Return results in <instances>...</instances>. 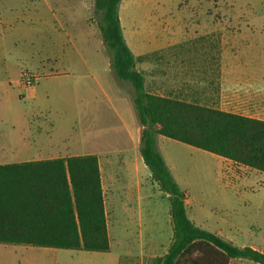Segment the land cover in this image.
<instances>
[{
    "label": "rangeland",
    "instance_id": "374dc122",
    "mask_svg": "<svg viewBox=\"0 0 264 264\" xmlns=\"http://www.w3.org/2000/svg\"><path fill=\"white\" fill-rule=\"evenodd\" d=\"M10 1L18 2V6L13 8L21 13L19 4L26 0H0V11L3 12L4 5ZM86 2V15L99 26L101 16L96 12L95 0ZM119 13L127 33L134 25H147L148 18L152 20V26H159L166 19L168 23L165 26L177 30L180 19L188 16L238 17L243 22L240 25L248 24L255 33L250 40L252 46H264V0H122ZM147 33L143 39L140 38L149 48L155 39ZM133 40L135 43L138 39L134 37ZM1 41L6 42L4 39ZM14 41L19 46L28 43L27 39L22 38H15ZM202 42L203 39H196L178 47L199 46ZM77 44L83 50L81 39L77 40ZM137 44L144 47L141 42ZM13 56L11 49L0 52V130L10 133L12 122L19 123V118L25 116L32 123H40L44 131L39 134L41 129L35 128L29 132L26 127L20 128L29 140L33 141L36 137L38 142L45 140L46 133L52 128L53 142L62 148L69 146V153L101 152L100 165L112 249L103 253L0 244V264H118V238L121 239L123 235L125 205L142 209V222L147 225H154L158 220L160 225L167 228V213L168 218L171 217L166 194L160 190L145 164L132 156V165H124L120 152L129 144V140L120 127L117 96L110 82V73L105 71L106 55L75 56L72 63L64 58L57 60L51 69L56 73L69 72L72 80H42L41 73H36L26 59L19 62L20 69H12ZM82 57L93 65V70L82 65ZM21 69L26 71L22 74L35 78L38 75L39 84L28 87L21 78V85L18 86L16 82L10 85L8 80L20 79ZM96 78L101 81L102 87L96 83ZM125 84L130 86L129 83L117 81L118 86ZM95 118L107 124L90 126ZM160 143L175 179L189 194L193 206L205 212V215L222 218L227 232L230 231L234 237L235 245L264 250V173L254 169L248 172L224 162L219 156L166 137H162ZM140 196L144 197L141 205ZM140 221L136 224L139 225ZM167 230L170 231V227ZM164 242L163 246L154 248L157 256L163 255L169 238H164ZM133 249L131 246L130 250ZM240 260L234 264H257L248 259ZM129 264L142 263L141 260L131 259ZM145 264L153 263L145 261Z\"/></svg>",
    "mask_w": 264,
    "mask_h": 264
},
{
    "label": "crops",
    "instance_id": "0c3cea01",
    "mask_svg": "<svg viewBox=\"0 0 264 264\" xmlns=\"http://www.w3.org/2000/svg\"><path fill=\"white\" fill-rule=\"evenodd\" d=\"M86 3V0H41L39 2L38 0H26L19 4L22 11L17 13L13 7L18 6V2H8L4 5L3 12L0 11V39L6 40V42H0V52L11 49L14 55L12 69H20L19 62L26 59L27 64L36 70V73H41L42 80L73 79L69 72L56 73L51 69L60 58L72 63L76 59L75 56L105 54L107 58L105 71L110 73V82L117 96L116 110L120 127L129 140V144L120 153L123 156L124 165L131 166L132 156H136L137 161L143 162L140 154L143 127L134 108L133 88L131 84L130 86H127L128 84L117 85V81L120 80L117 79L111 67V57L103 44L99 26L97 23L94 24L92 17L86 15ZM120 19L125 40L136 59V68L145 77V89L148 93L264 121V46H252L253 43L250 40L253 39L255 33L250 30L251 27L248 24L240 25L243 23L241 18L188 16L180 19L177 30L173 27H166L168 23L166 19L161 25L152 26V20L148 18L147 25L141 27L134 25L128 33L121 17ZM145 33L151 34L155 39L153 46L149 48L145 47L146 43L143 40L141 41ZM134 37L139 41L136 40L134 43ZM15 38L27 39L28 43L19 46L14 41ZM78 39L84 43L83 50L78 47ZM196 39H203V42L199 46L178 47L182 43ZM137 41L141 42L144 47H139ZM80 62L86 69L93 70V65L87 63L85 58H80ZM22 72L26 71L21 69L19 80L10 81V79L8 83L11 85L16 82L18 86L21 85ZM36 77L38 78L37 84H39L40 79L38 75ZM96 83L103 86L97 78ZM19 119L21 121L19 123L12 122L10 133L0 130V165L90 154L96 155L101 163V152L97 149V151L88 153H69V146L62 148L54 143L52 128L46 133L45 140L38 142L37 137L33 141L29 140L19 130L20 128L26 127L29 132L31 129H41L42 132L39 134H43V127L40 123H32L28 117L23 116ZM93 120L94 123L90 125L92 127L107 124L96 118ZM162 137L158 136V147L164 156L160 143ZM166 148L165 146L164 149ZM222 159L224 162L235 164ZM235 165L248 172L252 170L238 164ZM166 198L168 199V195ZM139 199L141 205L144 197L140 196ZM185 205L189 219L197 227L216 233L223 239L235 243L231 232H227L222 218H217L212 214L205 215V212L198 210L193 206L187 192ZM123 213V235L121 239L118 238L120 246L118 264L122 261L123 264H129L131 259L141 260L142 264H145V261L155 264L153 260L163 257L173 241L172 219L168 218L167 213L169 231L167 230L169 227H163L158 220L155 222L156 225H147L142 222L143 210L140 208L132 209L125 205ZM139 220L141 221L137 225L136 222ZM166 237L169 238L166 250L163 255L157 256L154 248L163 246ZM131 246L134 248L133 251L130 250ZM257 250L264 252L263 249ZM237 261L241 260L231 259L229 264L237 263Z\"/></svg>",
    "mask_w": 264,
    "mask_h": 264
},
{
    "label": "trees",
    "instance_id": "16d2710c",
    "mask_svg": "<svg viewBox=\"0 0 264 264\" xmlns=\"http://www.w3.org/2000/svg\"><path fill=\"white\" fill-rule=\"evenodd\" d=\"M122 0H95L99 29L118 80L131 84L141 126L140 154L168 195L173 241L155 264H264V252L239 247L197 227L188 217L186 192L159 150L158 136L264 173V121L148 93L121 25ZM0 244L109 252L105 194L96 155L0 165Z\"/></svg>",
    "mask_w": 264,
    "mask_h": 264
},
{
    "label": "built area",
    "instance_id": "2783aa9c",
    "mask_svg": "<svg viewBox=\"0 0 264 264\" xmlns=\"http://www.w3.org/2000/svg\"><path fill=\"white\" fill-rule=\"evenodd\" d=\"M21 78H22L23 84L28 87H31L33 86V84L37 83V78H35L32 75L26 74V73L22 74Z\"/></svg>",
    "mask_w": 264,
    "mask_h": 264
}]
</instances>
